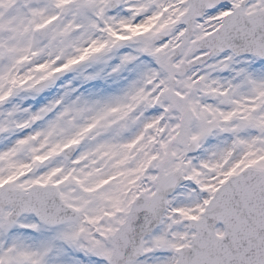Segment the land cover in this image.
<instances>
[{"label": "snow or ice", "instance_id": "6c2138e0", "mask_svg": "<svg viewBox=\"0 0 264 264\" xmlns=\"http://www.w3.org/2000/svg\"><path fill=\"white\" fill-rule=\"evenodd\" d=\"M0 264H264V0H0Z\"/></svg>", "mask_w": 264, "mask_h": 264}]
</instances>
